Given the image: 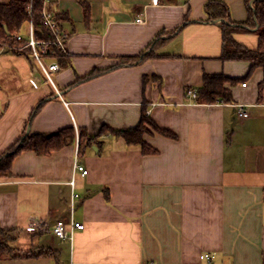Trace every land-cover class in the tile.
Listing matches in <instances>:
<instances>
[{"label": "crops", "instance_id": "0c3cea01", "mask_svg": "<svg viewBox=\"0 0 264 264\" xmlns=\"http://www.w3.org/2000/svg\"><path fill=\"white\" fill-rule=\"evenodd\" d=\"M207 1L54 0L69 16V61L53 82L26 47L0 46V153L27 132L134 127L144 104L160 126L177 133L146 134L158 150L153 154L110 133L80 155L78 137L49 155L20 152L12 175L0 176V227L21 229L19 245L58 254L0 264H264V69L253 67L233 87L231 103L188 96L205 73L239 78L252 66L219 58L222 29L207 19ZM224 1L234 21L248 20L246 0ZM161 31L160 56L136 60ZM234 38L253 49L259 42L255 28ZM94 71L101 72L83 79ZM236 103L246 106L245 116ZM76 157L86 175L74 172ZM58 219L67 228L72 220L85 226L72 241L63 239L52 231ZM203 252L213 255L210 263Z\"/></svg>", "mask_w": 264, "mask_h": 264}, {"label": "trees", "instance_id": "16d2710c", "mask_svg": "<svg viewBox=\"0 0 264 264\" xmlns=\"http://www.w3.org/2000/svg\"><path fill=\"white\" fill-rule=\"evenodd\" d=\"M246 0L249 17L247 21L236 22L231 17L229 4L224 0H208L205 3V12L208 20H219L222 29V52L220 59L222 61L244 60L251 62V70L244 77H230L223 72L205 73L202 84L197 88L196 100L203 103L223 102L231 103L234 101L233 87L239 82L248 78L253 67L261 66L264 69V0H254L249 4ZM44 0H8L0 2V46L8 44L12 47L22 46L26 43L25 38L19 39L18 34L22 32L26 24L32 23L35 38L42 41H54L53 33L45 24L43 16ZM84 12L86 18L89 17V5L84 2ZM55 18L59 27L64 29V24L69 20L65 12H59L56 9ZM186 22L188 19H185ZM249 28H255L259 35V42L256 48H250L238 42L234 38V33L239 31H248ZM179 29V28H178ZM176 29L175 31H177ZM174 31V32H175ZM164 31L158 33L152 43L148 46L150 49L138 55L136 60L143 61L152 56H160L156 49L165 39H162ZM30 50V47H26ZM54 53L48 54L65 66L69 61V56L59 47L53 46ZM16 51V49H13ZM18 52L20 50H17ZM132 59H130L131 61ZM129 60L127 62H130ZM101 71H94L86 75L83 79L96 76ZM82 79V80H83ZM81 79L76 80V82ZM75 82V83H76ZM259 89L262 96L264 89V78L259 82ZM43 103V102H42ZM40 103V105L42 104ZM38 106V108L40 107ZM148 104H144L143 115L140 122L130 128L118 129L109 125H103L96 134H90L86 130L80 129L78 135L73 126H65L53 133H31L23 134L13 145L0 153V176L12 175L13 161L16 155L26 149L35 151L38 155H49L55 150L74 142L78 137V154H84L87 147L97 145L100 147L101 141L98 139L103 134H113L121 136L130 145H139L144 154H153L158 150L145 139L146 134L159 133L164 136L175 138L177 133L170 128L160 126L152 117L147 114ZM37 112L34 111L32 116ZM31 116V117H32ZM18 227H0V261L4 258H30L41 256L57 257L58 251L51 247L34 246L24 250L20 248L18 239L21 234Z\"/></svg>", "mask_w": 264, "mask_h": 264}, {"label": "built area", "instance_id": "2783aa9c", "mask_svg": "<svg viewBox=\"0 0 264 264\" xmlns=\"http://www.w3.org/2000/svg\"><path fill=\"white\" fill-rule=\"evenodd\" d=\"M54 0H44V5H43V16L45 18V24L47 27L55 33V39L54 41H42V40H37L35 38L34 34V28L32 23L28 24L27 32L25 35L22 33L18 34L17 37L19 39H27L26 43L22 46H10L8 44H2L1 47H11L16 50H22L25 47H30V53L35 61L38 62L40 67L42 68L46 78L53 82L54 79V74L61 69V65L58 63L57 60H54L51 63L46 64L43 58L48 57V54H53L54 49L53 46L59 47L64 53L68 54V49L66 45L67 38L69 36V32L65 29H61L59 27L58 21L55 18L56 14V7L54 5ZM153 4H159L160 0H152ZM137 21H141V18H138ZM187 94L189 97L193 98L196 100L197 97V88L193 87L190 88L187 91ZM238 114L240 116H245L247 114V109L246 106L242 103H236L235 104ZM148 114V111H147ZM78 171L81 172L83 175H86L88 173V169L86 168L85 165H83L79 159L76 157L74 160V172ZM74 178L72 179L71 183L74 185ZM79 196L78 193H73L72 194V199L74 200ZM35 226L39 229L44 228L45 225H43L42 221H36ZM84 223L77 221V220H72L70 223V227L67 228L66 222L63 221L62 219H58L54 226L52 227L53 233L57 235L60 238L63 239H69L73 240L75 230L77 229H83L84 228ZM46 227V226H45ZM200 258L202 260H206L208 263L212 261L213 255L209 252H203L200 255Z\"/></svg>", "mask_w": 264, "mask_h": 264}, {"label": "rangeland", "instance_id": "374dc122", "mask_svg": "<svg viewBox=\"0 0 264 264\" xmlns=\"http://www.w3.org/2000/svg\"><path fill=\"white\" fill-rule=\"evenodd\" d=\"M26 26H28V24L25 25V29H26ZM45 57L43 58V60L45 61ZM46 64H48L47 62H45ZM55 77V76H54ZM20 248L24 249V250H27V249H30L31 248V245H19Z\"/></svg>", "mask_w": 264, "mask_h": 264}, {"label": "water", "instance_id": "95a60500", "mask_svg": "<svg viewBox=\"0 0 264 264\" xmlns=\"http://www.w3.org/2000/svg\"><path fill=\"white\" fill-rule=\"evenodd\" d=\"M95 147V146H94Z\"/></svg>", "mask_w": 264, "mask_h": 264}]
</instances>
